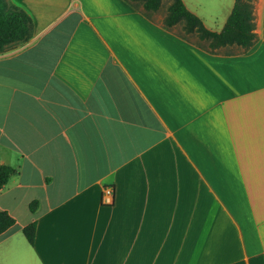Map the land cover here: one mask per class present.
Listing matches in <instances>:
<instances>
[{"label":"crops","instance_id":"0c3cea01","mask_svg":"<svg viewBox=\"0 0 264 264\" xmlns=\"http://www.w3.org/2000/svg\"><path fill=\"white\" fill-rule=\"evenodd\" d=\"M10 1L34 31L0 54V264H264V0L214 51L127 0ZM183 1L220 32L236 0L218 29Z\"/></svg>","mask_w":264,"mask_h":264},{"label":"trees","instance_id":"16d2710c","mask_svg":"<svg viewBox=\"0 0 264 264\" xmlns=\"http://www.w3.org/2000/svg\"><path fill=\"white\" fill-rule=\"evenodd\" d=\"M127 1L141 5L149 13L158 12L164 2L167 1V12L164 17L165 27L172 28L182 25L186 33H195L201 40H207L211 51L232 44L248 50L256 42L252 0H236L233 10L220 32L209 30L202 19L186 7L183 0ZM33 31V20L23 9L10 0H0V54L29 42L33 37ZM17 174L18 169L0 163V192ZM37 208L38 201H33L30 204V209L36 211ZM15 224L16 219L9 212L0 210V235ZM36 229V222L23 228V233L30 244L35 243Z\"/></svg>","mask_w":264,"mask_h":264},{"label":"rangeland","instance_id":"374dc122","mask_svg":"<svg viewBox=\"0 0 264 264\" xmlns=\"http://www.w3.org/2000/svg\"><path fill=\"white\" fill-rule=\"evenodd\" d=\"M190 1V0H187ZM199 12L205 17L208 25L218 29L223 23V10L225 7L226 0H198ZM168 2L165 1L163 6L160 8V15H166ZM223 7V8H222ZM216 15L218 18H215ZM178 32L185 36L187 39L193 41L194 43L202 46L206 49H210L209 42L207 40H201L199 36L195 33H186L182 25L176 26ZM221 50V49H220Z\"/></svg>","mask_w":264,"mask_h":264},{"label":"built area","instance_id":"2783aa9c","mask_svg":"<svg viewBox=\"0 0 264 264\" xmlns=\"http://www.w3.org/2000/svg\"><path fill=\"white\" fill-rule=\"evenodd\" d=\"M110 192V191H109Z\"/></svg>","mask_w":264,"mask_h":264}]
</instances>
